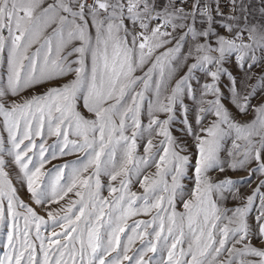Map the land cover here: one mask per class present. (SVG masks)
<instances>
[{
	"label": "snow or ice",
	"instance_id": "snow-or-ice-1",
	"mask_svg": "<svg viewBox=\"0 0 264 264\" xmlns=\"http://www.w3.org/2000/svg\"><path fill=\"white\" fill-rule=\"evenodd\" d=\"M0 249L264 264V0H0Z\"/></svg>",
	"mask_w": 264,
	"mask_h": 264
},
{
	"label": "rangeland",
	"instance_id": "rangeland-1",
	"mask_svg": "<svg viewBox=\"0 0 264 264\" xmlns=\"http://www.w3.org/2000/svg\"><path fill=\"white\" fill-rule=\"evenodd\" d=\"M231 70H233V72H234V74H236L235 73V67H234V65L232 66V69ZM245 119H251V117H245ZM68 159H75L74 157H69ZM54 163H62V161H60V160H58V161H54ZM48 167H51V165H49ZM219 175H221V176H223V175H225L224 173H220ZM227 175H232V176H234V178H235V176H245L246 175V173H243V172H241V173H237V174H233V173H231V172H229V173H227ZM256 187V185L255 184H253L252 186H251V188H248V187H242L241 188V192L242 193H244V194H251V191H252V188H255ZM133 191H137V192H142L143 190L142 189H140L139 187H138V185H134L133 186V189H132ZM21 195H22V198L23 199H27V195L26 194H24V193H21ZM69 195H71V194H69ZM63 203V202H62ZM229 206H232L231 204L229 205ZM52 207H57V205H52ZM180 210H182V209H180ZM41 215H43V213H41ZM139 218H142V219H147V217H139ZM136 247H139V244H137L136 245ZM3 249H0V255H2L3 254Z\"/></svg>",
	"mask_w": 264,
	"mask_h": 264
}]
</instances>
